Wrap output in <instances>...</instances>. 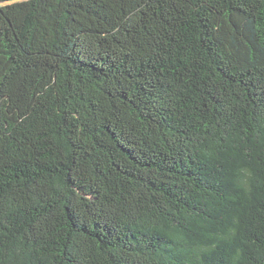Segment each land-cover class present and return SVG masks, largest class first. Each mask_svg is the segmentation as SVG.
I'll return each instance as SVG.
<instances>
[{"label":"trees","instance_id":"obj_1","mask_svg":"<svg viewBox=\"0 0 264 264\" xmlns=\"http://www.w3.org/2000/svg\"><path fill=\"white\" fill-rule=\"evenodd\" d=\"M0 264H264V0H0Z\"/></svg>","mask_w":264,"mask_h":264}]
</instances>
